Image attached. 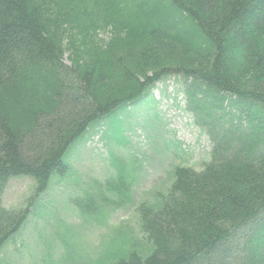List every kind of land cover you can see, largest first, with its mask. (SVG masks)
<instances>
[{
  "label": "trees",
  "instance_id": "obj_1",
  "mask_svg": "<svg viewBox=\"0 0 264 264\" xmlns=\"http://www.w3.org/2000/svg\"><path fill=\"white\" fill-rule=\"evenodd\" d=\"M171 75L210 157L138 207L152 249L115 264H264V0H0V249L29 214L9 180L44 192L92 122Z\"/></svg>",
  "mask_w": 264,
  "mask_h": 264
},
{
  "label": "rangeland",
  "instance_id": "obj_2",
  "mask_svg": "<svg viewBox=\"0 0 264 264\" xmlns=\"http://www.w3.org/2000/svg\"><path fill=\"white\" fill-rule=\"evenodd\" d=\"M211 147L186 109L182 79L163 78L92 122L64 155L68 173H54L44 192L36 193L32 176L9 180L4 206L29 214L0 249V264H115L131 250L147 255L152 243L138 207L160 203L174 168L200 169Z\"/></svg>",
  "mask_w": 264,
  "mask_h": 264
}]
</instances>
